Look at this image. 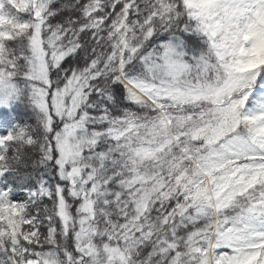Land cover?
<instances>
[{
  "label": "snow or ice",
  "instance_id": "obj_1",
  "mask_svg": "<svg viewBox=\"0 0 264 264\" xmlns=\"http://www.w3.org/2000/svg\"><path fill=\"white\" fill-rule=\"evenodd\" d=\"M0 264H264V0H0Z\"/></svg>",
  "mask_w": 264,
  "mask_h": 264
}]
</instances>
